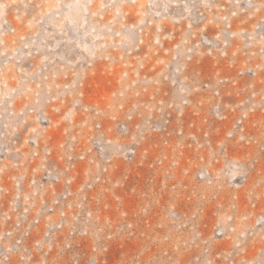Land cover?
Returning <instances> with one entry per match:
<instances>
[{
  "label": "built area",
  "instance_id": "built-area-1",
  "mask_svg": "<svg viewBox=\"0 0 264 264\" xmlns=\"http://www.w3.org/2000/svg\"><path fill=\"white\" fill-rule=\"evenodd\" d=\"M152 70L145 63L134 67V77L124 70L110 91L112 103H85L94 94L86 92V78L67 76L65 91L48 97L57 102L76 89L61 128L53 119H60V104L47 112L40 99L16 105V90L0 96V118L10 119L0 122V264H218L226 254L212 250L218 241H203L208 225L198 214L204 204L201 200L196 215H189L187 182L233 186L249 173L237 171L232 159L186 154L203 146L204 111L190 121L174 112L192 104L190 86L170 81L175 90L155 88ZM202 90L198 82L196 91ZM246 117L237 120L241 131L247 129ZM174 148L180 155H173ZM217 164L226 168H209ZM244 213L240 221L246 228L253 213ZM228 220L227 227L236 230L234 217ZM194 230L201 241H187ZM224 259L236 264L235 250Z\"/></svg>",
  "mask_w": 264,
  "mask_h": 264
},
{
  "label": "rangeland",
  "instance_id": "rangeland-1",
  "mask_svg": "<svg viewBox=\"0 0 264 264\" xmlns=\"http://www.w3.org/2000/svg\"><path fill=\"white\" fill-rule=\"evenodd\" d=\"M141 63L154 65L155 88H174L170 81L188 83L193 102L174 112L190 121L200 108L204 111L203 146L186 154L232 159L237 171L249 173L233 186L187 182L189 215H196L201 200L204 204L198 214L208 225L203 241H218L212 250L226 253L218 264H228L224 258L232 249L236 264H264V0H0V96L16 90V105L40 99L47 112L60 104V119L53 118L60 128L76 89L57 102L48 97L62 94L74 74L86 78L88 94L94 92L85 103H112L115 80L124 70L134 77ZM241 115H247L245 131L236 127ZM190 141L186 136L185 143ZM172 153L180 155V150ZM231 205L237 206L235 212H228ZM245 209L253 213L246 228L240 221ZM229 216L236 230L227 227ZM217 223L222 229L210 227ZM187 241L201 240L194 230Z\"/></svg>",
  "mask_w": 264,
  "mask_h": 264
}]
</instances>
